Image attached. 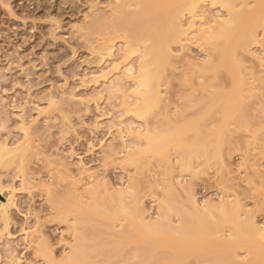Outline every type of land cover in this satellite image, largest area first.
Listing matches in <instances>:
<instances>
[{"label": "rangeland", "instance_id": "obj_1", "mask_svg": "<svg viewBox=\"0 0 264 264\" xmlns=\"http://www.w3.org/2000/svg\"><path fill=\"white\" fill-rule=\"evenodd\" d=\"M150 1L164 0H0V147L16 149L0 166V200L10 199L8 224L0 218V264H264V240L243 228L264 229V1L228 0L232 11L246 12L238 41L236 33L231 40L237 43L224 49L228 66L219 60L222 40H201L236 15L227 5L200 0L174 22L172 12L185 1L167 3L176 8L163 30L167 8L156 12ZM172 27L179 32L159 67V98L141 116L132 81L111 68L131 66L134 76L142 53L149 58ZM109 70L110 81L120 77L118 90L100 77ZM220 96L232 99L229 118ZM232 109L240 111L235 118ZM168 131L176 139L166 148L149 146L147 138ZM81 208L85 215L75 212ZM218 210L240 215V231Z\"/></svg>", "mask_w": 264, "mask_h": 264}, {"label": "bare ground", "instance_id": "obj_2", "mask_svg": "<svg viewBox=\"0 0 264 264\" xmlns=\"http://www.w3.org/2000/svg\"><path fill=\"white\" fill-rule=\"evenodd\" d=\"M137 1H138V0H137ZM139 1H140V0H139ZM170 1H171V0H169V1L164 0L163 3H162V6H161L160 4H159V6H158V4H157V5L155 4V6H154V5H152V4H153L152 1L149 2V3L152 2V3H151V7L153 6L152 8H155L156 6H158V7H156V12H158L157 9H160L161 7H162L161 10L164 9V8H167V10L165 9V10H163L162 12L159 11L160 14L163 16L162 19L160 18V20H162L163 22L165 21V24L160 23V21L158 22V23H160V25L162 24V26H163V28H164L163 30H165L166 27H167V26H165L166 23H167V22H166V19H167L169 16H171L172 13H173V15H172L173 17H170L171 20H172V18H173V19H174V18H175V19L180 18L182 15H181L180 17H178V13L182 12L183 10H188V12L193 11L192 13H194V9H195L196 7L198 8V6H197V2H200V0H182L181 2H183V1H185V2L182 3V5H181V4L178 5V4L176 3V1H179V0H175V1L172 0L171 2H170ZM214 1H215V3H219L220 5H222V3L224 4V6L227 5L226 7L223 6L225 9L228 8L227 10H231V11H232V9H233V7H231V6L234 5V4H231V6H230V3H227L228 0H223L224 2H223L222 0H221L222 2H221L220 0H211V3H214ZM219 1H220L221 3H220ZM259 1H260V0H259ZM263 1H264V0H263ZM181 2H180V3H181ZM260 2H261V4H262V1H260ZM144 3H145V2H144ZM146 3H147V2H146ZM167 3H168V4L171 3V4H170L171 6H172L173 3H176V5H178V6H176L177 8H176V7H174V9L171 8V9H173L172 11H174L175 8H176V10L178 9V10H177V14H176V12H175V14H174V12H172L171 9H169L170 6H167V5H168ZM226 3H227V4H226ZM263 3H264V2H263ZM139 5L142 7V6H145L146 4H144V5L139 4ZM163 5H164L165 7H164ZM198 5H199V4H198ZM259 5H260V4H259ZM121 6H123V5H121ZM140 6H139V9H140ZM160 6H161V7H160ZM228 6H229V7H228ZM261 6H262V5H261ZM261 6H259V7L261 8ZM145 7H146V6H145ZM168 7H169V8H168ZM259 7H257V8H259ZM119 8H121V7H119ZM123 8H124V7H123ZM152 8H150V9H152ZM231 8H232V9H231ZM253 8H254V7H253ZM139 9H138V8L136 9V10H137V11L135 12L136 14L138 13V10H139ZM147 9H148V6H147ZM168 9H169V10H168ZM142 10H144V7H143ZM148 10H149V9H148ZM234 10H235V9H234ZM241 10H242V9H241ZM241 10L238 9V10L232 11V12H233V13L231 12L232 14H234V15H235V14H236V15L238 14V15H237V16L235 15V16H233V18L229 19V22H230V23H229V22H226V21H228V19H227V20H223L225 24H224V23H223V25L220 24V25H219L220 27H217L218 30H216V29H217V28H216L215 31L212 32L213 34L211 33L213 36H210L209 33H204V31H203L202 33H204V36L207 35L208 37H207V36H206V37L209 38V39H207L206 37H205V38L202 37L203 34L200 33L201 36H200L199 38L201 39V37H202L201 40H203V41L205 40V41H207V42H209V43L212 42L211 39H213V42H214V43L216 42V40H217V41H221V40H222L221 43L224 44V45H223L224 47H223V48L220 47V46H218V47H220V48H219L220 50L223 49V50H222V51H223L222 53H224V54L221 53V54H222L221 56L224 55V56H223V59H224V57H225L226 59H227V57H228L227 55H225V53H226V51H228V49L224 52V49H226V48H230V47H229V44H228V41L231 43V42H232L231 40L233 39L232 37H234L235 33H236V36H235V37H237V35H238L239 30H238V32H236V31H235V30H236L235 28H238V27H236V25H240V23H241V21H242V20L239 18V16L242 17L243 14L245 15V13H246V12H244L243 10H242L243 13H241V15L239 14L240 12H236V11H241ZM248 10H249V9H248ZM250 10H251V9H250ZM253 10H254V9H253ZM145 11H146V8H145ZM145 11H143V13H144ZM166 11H168V13H167ZM169 11H170V12H169ZM139 12H142V11L140 10ZM165 12H166V13H165ZM171 12H172V13H171ZM183 12H184V11H183ZM227 12H228V11H227ZM229 12H230V11H229ZM234 12H235V13H234ZM133 13H134V12H133ZM145 13H146V12H145ZM196 13H197V12H196ZM196 13H195V14H196ZM136 14H135V15L132 14V15L136 16ZM138 14L141 15V16H143L142 13H141V14L138 13ZM157 14H158V13H157ZM163 14H165V15H163ZM180 14H181V13H180ZM190 14H191V13H190ZM195 14H194V15H195ZM132 15H130V16H132ZM161 15L158 16V17H161ZM175 15H176V16H175ZM194 15L192 14L193 17H194ZM196 15H197V14H196ZM198 15H199V14H198ZM126 16H128V15H126ZM134 16H132V17H134ZM230 16H231V15H230ZM230 16H229V17H230ZM246 16H247V15H246ZM138 17H139V16H138ZM164 17H165V18L167 17V18L165 19ZM193 17H192V18H193ZM196 17H197V16H196ZM235 17H238V19H237V18L235 19ZM99 18H100V17L97 18V21H98V22L100 21V19H101L102 17H101L100 19H99ZM124 18H125V17H124ZM127 18H129V17H127ZM139 18H140V17H139ZM155 18H156V17H155ZM131 19H133V18H131ZM134 19H135V18H134ZM150 19H151V18H150ZM232 19H233V20H232ZM243 19H244V17H243ZM129 20H130V18H129ZM129 20H126L125 22L128 21V23H129V22L131 21V20H130V21H129ZM148 20H149V19H148ZM192 20H193V19H192ZM192 20H191V21H192ZM230 20L232 21V23H231ZM234 20H235L236 22H235ZM95 21H96V20H95ZM95 21H94V22H95ZM146 21H147V19H146ZM157 21H158V18H157ZM172 21H174V20H172ZM176 21H177V20H175L174 22H176ZM253 21H255V20H253ZM91 22H92V21H90V23H91ZM233 22H234V23H233ZM239 22H240V23H239ZM96 23H97V22H96ZM152 23H153V22H152ZM158 23H155V24H158ZM98 24H102V23H98ZM146 24H147V23H146ZM148 24H149V21H148ZM155 24L153 23L152 25H155ZM170 24H171V23H170ZM193 24H194V23H193ZM92 25H94V24H92ZM130 25H131V24H130ZM160 25H159V26H160ZM172 25L174 26L175 24H171V26H172ZM176 25H177V24H176ZM128 26H129V25H128ZM169 26H170V25H169ZM177 26H179V25H177ZM190 26H191V25H190ZM243 26H244V25H243ZM124 27H125V26H124ZM146 27H147V26H146ZM149 27L151 28V26H149ZM181 27H182V26H181ZM255 27H256V26H254L253 28L255 29ZM89 28H90V27H89ZM125 28H127V27H125ZM143 28H144V27H143ZM153 28L157 29V28H156V25H155V27H152V29H153ZM169 28H170V27H169ZM169 28H168V30H166V32H165V36H166L165 39H166V41H165L164 39H163L164 41H163V40H162V41H159V42H164V43H160V44H159V43H157V42H153L154 45H152V48H150V49H151V52L149 51V52H150V56H149V58H147L149 53L146 55V57H144V55H143V53H142V58H141L142 60L140 59L141 61H139L140 63H139V65L137 66V72L135 73L134 76L130 75V74L133 72L131 66H128L127 68L124 67V66L127 65V64H124V65L122 66V67H124V68L122 69V71H121V70L119 71V69H121V67H119V64H118V63H117L118 65H116V64L114 65V64H113L114 67L111 68L112 70H113V69L116 70V71H117L116 73H118L119 76L121 75L120 77L124 76L126 79L132 81V84H133V86L135 87V90H134V96H135L136 102L139 101V102H138L139 105H140V103H141V108L137 110V112L141 113V114H140L141 116H143V115L147 112V110L150 109L149 107H152V106L155 104V102L157 103V100H158V98H159V97H158V90H157V85H158V82L160 81V80L158 81V78H160V76H157V74L160 75V74H159V71H161V70H159V69H161V68H159V67H160V65H162V64L164 63V60H166L167 57L170 56V53H169V56H168L167 49H166V48H167V46H166L167 42H168V45H169V41L173 42L174 39H175L174 36L179 32V29H178V31H177V30H173L174 27H172V29H171L172 32H171V30H170ZM240 28H241V27H240ZM240 28H239V29H240ZM253 28H252V30L250 29L251 32L248 31V29L246 30V28H244L245 31H248V33H249V35H248V34H244V37H245V35H248V37L250 38V34H251V33L253 34L254 31H255V30H253ZM91 29H93V28H91ZM152 29H151V31H152ZM161 29H162V27L160 28V31L162 32ZM95 30H96V29H95ZM140 30H141V29H140ZM140 30H139V33H141V32L143 31V30H142V31L140 32ZM240 30H242V29H240ZM90 31H91V30H90ZM125 31H127V30H125ZM129 31L135 33L134 30H131L130 26H129ZM154 31H158V30H154ZM173 31H174V32L177 31V32L174 33ZM184 31H185V30H184ZM184 31H182V29H181L180 32H184ZM245 31H244V32H245ZM127 32H128V31H127ZM136 32H138V31H136ZM147 32H148V31H147ZM147 32H146V33H147ZM152 32H153V31H152ZM152 32H151V33H152ZM161 32H160V34H158V35L161 36V35L163 34V32H162V33H161ZM146 33H145V35H146ZM153 33L155 34V32H153ZM157 33H158V32H157ZM157 33H156V35H157ZM214 33H215V34H214ZM148 34H149V33H147L146 36H145V35H143V36H145V37H149ZM128 35H129V33H128ZM133 35H134V34H133ZM239 35H240V32H239ZM239 35H238V36H239ZM131 36H132V34H130V36H129L130 38H129L128 36H127V38H128V39H131ZM143 36H142V34H141L140 37H143ZM150 36H151V34H150ZM214 36H215L216 38H215ZM252 36L255 37L254 34H253ZM134 37H135V35H134ZM161 37H163V35H162ZM211 37H214V38H211ZM242 37H243V36H242ZM244 37H243V38H244ZM248 37H247V38H248ZM150 38H151V37H150ZM163 38H164V37H163ZM167 38H168V40H167ZM176 38H177V37H176ZM217 38H218L219 40H218ZM243 38H241V39H242V40H241L242 42H243ZM251 38H252V37H251ZM214 39H216V40L214 41ZM237 39H238V37L236 38V40H237ZM239 39H240V38H239ZM131 40L134 41L135 39L133 40V37H132ZM172 40H173V41H172ZM248 40H250V39H248ZM105 41H106V40H105ZM128 41H129V40H128ZM132 41H130V42H132ZM233 41H234V40H233ZM237 41H238V40H237ZM237 41H234V42L237 43ZM241 41H239V42H238L239 44H237V45H235V46L238 47L239 45H241ZM245 41H246V40H245ZM250 41H251V40H250ZM234 42H232V43H234ZM102 43H103V41H102ZM109 43H111V42H109ZM156 43H157V44H156ZM176 43H177V42H176ZM244 43H245V42H244ZM107 44H108V43H107ZM128 44H129V43H128ZM225 44H226L228 47H227ZM101 45H102V44H101ZM130 45H131V44H130ZM233 45H234V44H233ZM244 45H245V44H244ZM128 46H129V45H128ZM213 46H215V45L213 44ZM221 46H222V45H221ZM225 46H226V47H225ZM231 46H232V45H231ZM108 47H109V46H107V48H108ZM111 47H112V46H111ZM216 47H217V46H216ZM232 47H233V46H232ZM239 47H240V46H239ZM107 48L105 47V49L103 48V50L105 51V50H107ZM168 48H169V47H168ZM240 48H241V47H240ZM108 49H109V54H110V52H111L110 49H111V48L109 47ZM126 49H127V48H126ZM129 49H130V48H129ZM230 49H231V48H230ZM233 49H234V48H233ZM243 49L245 50L246 48L243 47ZM130 50H131V49H130ZM130 50H128V51H130ZM231 50H232V49H231ZM105 52H108V51H105ZM132 52H133V50H131V52H127L125 56H126V57H129V56H127V55H129V53L131 54ZM169 52H170V50H169ZM234 52H235V51H234ZM146 53H147V49H146ZM146 53H145V54H146ZM107 54H108V53H107ZM111 54H112V53H111ZM227 54H228V53H227ZM219 55H220V54H219ZM231 55H233V54H231ZM108 56H109V55H108ZM110 56H111V55H110ZM123 56H124V55H123ZM226 56H227V57H226ZM126 57H125V58H126ZM122 58H123V57H122ZM125 58H124V59H125ZM144 58H145V59H144ZM170 58H171V57H170ZM219 58H220V57H219ZM221 58H222V57H221ZM168 59H169V58H168ZM223 59H219V60H221V62L224 61L223 63H224V64L226 63L225 65L228 66V62H229L230 57H229V59H227V62H226V59H224V60H223ZM231 59H232V58H231ZM125 60H126V59H125ZM125 60H123V61H125ZM121 61H122V60H121ZM121 61H120V62H121ZM169 62H170V61H169ZM167 64H168V63H167ZM221 64H222V63L219 64L220 67H221ZM224 64H222V67L224 66ZM113 65H112V66H113ZM231 65H232V61H231V63H230L229 66H231ZM226 66H225V68H226ZM161 67H163V65H162ZM210 67H211V65L208 66V68H210ZM212 67H213V66H212ZM231 68H232V66H231ZM231 68H230V69H231ZM210 69H211V68H210ZM213 69L216 70L215 68H212L211 71H212ZM221 69L225 70L224 68H221ZM235 69H236V67H235ZM112 70H109L108 72H107V71H106V72L104 71L105 73H104V72H103V73H100V74H101L100 77H101V79L103 80V82H105V83H108V82H109L108 85H109L110 82H111V84H110L111 86H112V85H115V86H116V85L118 84V80H120V79H119L120 77H118L117 82L115 81V83H114V82H113L114 77L112 76V77H113V80L110 81V79H111V78L109 79L110 74H111L110 71L112 72ZM219 70H220V69H219ZM226 70H228V69L226 68ZM120 72H122V73H120ZM122 74H123V75H122ZM115 77H116V75H115ZM97 79H99V76H98ZM94 81H95V80H94ZM112 83H113V84H112ZM105 86H106V85H105ZM115 86H114V87H113V86H112V87H108V89L110 88V90H111V88H117V90H118V85H117L116 87H115ZM119 86H121V85H119ZM105 88H106V87H105ZM119 88H120V87H119ZM113 91H114V90H113ZM115 91H116V90H115ZM108 92H109V91H108ZM109 93H110V92H109ZM227 94H228V93H227ZM227 94H225V95H221V96H223V97L225 96V98H226V97H227ZM237 94H238V93H237ZM216 95H217V94H216ZM216 95H215V96H216ZM215 96H213V97H215ZM217 96H219V95H217ZM221 96H220V97H221ZM229 96H230L231 98L234 99L233 94H232V96H231V95H229ZM229 96H228L227 99H223V97H221V98L223 99L222 101H225V100H226L225 103H223L224 106L222 105V113L225 112L226 114L223 113V114H222V115H223L222 117H224L225 115H227V114L229 113V111H230V110H226V108H227V109H231V108H232V107H229V105H228V104L232 103V101H231L232 99H231ZM213 97H211L210 99L212 100ZM236 97H237V96H236ZM221 98H219V99L221 100ZM210 99H209V100H210ZM214 99H215V98H214ZM214 99H213V101H211V104H210V105H212V104H214V103L216 102V101H214ZM217 99H218V97H217ZM228 99H230V100H228ZM237 99H238V98H237ZM215 100H216V99H215ZM234 101H236V100L234 99ZM238 101H239V99H238ZM213 102H214V103H213ZM226 102H228V103H226ZM229 102H230V103H229ZM138 103H137V104H138ZM135 104H136V103H135ZM226 104H227V105H226ZM235 104L237 105V102L234 103V106H235ZM239 104L241 105L242 103H239ZM232 105H233V104H232ZM135 106H136V105H135ZM234 106H233V107H234ZM238 106H239V105H238ZM238 106H237V108L235 107L234 110H235V109H238ZM136 107H137V106H136ZM136 107H135V108H136ZM228 107H229V108H228ZM146 109H147V110H146ZM223 109H225V110H223ZM240 109H241V106H240ZM135 110H136V109H135ZM145 110H146V111H145ZM238 110H239V109H238ZM238 110H236V111L239 113L240 111H238ZM132 111H133V109H132ZM143 111H145V113H144ZM236 111H235V112H236ZM130 112H131V111H130ZM231 112H232L231 115L233 114V116H234V118H235V115H234L235 112L233 111V109L231 110ZM133 113L135 114V112H133ZM238 113H237V114H238ZM142 114H143V115H142ZM224 114H225V115H224ZM228 116H230V115L228 114L227 117H228ZM136 117H137V116H136ZM139 117H140V116H139ZM227 117H224V119L227 118ZM231 117H232V116H231ZM231 117H230V118H231ZM228 118H229V117H228ZM232 118H233V117H232ZM236 118H237V117H236ZM186 126H187V125H186ZM188 127H189V126H188ZM221 128H222V127H221ZM221 128H220V129H221ZM128 129H129V127H128ZM220 129H219V131H220ZM175 130H176V129H175ZM183 130H184V129H183ZM185 130H186V129H185ZM188 130H189V129H188ZM191 130H192V129H191ZM212 130H213V129H212ZM222 130H224V129H222ZM222 130H221V131H222ZM170 131H171V130H170ZM172 131H173V130H172ZM172 131H171V132H172ZM181 131H182V130H181ZM186 131H187V130H186ZM208 131H209V130H208ZM217 131H218V130H217ZM217 131H216L215 133H217ZM221 131H220V134H221L220 136L222 137L223 135H222ZM178 132H179V131H178ZM178 132H177V133H178ZM211 132H212V131H211ZM222 132H223V131H222ZM225 132H226V130H225ZM166 133H167V132H166ZM168 133H169V131H168ZM168 133H167V137H166L165 135H164V136L162 135V137H161V134H162V133H159V136H157V135L155 134L158 138H157L156 136H152V137L147 138L146 140H148V144H149V146L154 147L153 149H156V148L159 149V148H160V149H159V151H160L161 149H163L165 146L168 145L167 142H169L170 140H171V141H174V140L176 139V138L174 139V136H170V133H169V134H168ZM208 133H209V132H208ZM171 134H172V133H171ZM212 134H213V133H212ZM149 135H150V134H149ZM168 135H169V136H168ZM202 135H204V134H202ZM206 135H207V134H206ZM206 135H205L204 137H205V138H208L209 136L206 137ZM210 135H211V134H210ZM215 135L217 136V135H219V134L217 133V134H215ZM215 135H212V139H213V140H214V136H215ZM224 135H226V134L224 133ZM150 136H151V135H150ZM175 136H177V135L175 134ZM147 137H148V136H147ZM159 137L162 138L163 141H164V144H163V146H161V147H158V146H160V143H159V142L162 141V139L159 140ZM181 137H182V136H181ZM221 137H216V138H215V140H217V143H218V138H219V142H220ZM172 138H173V139H172ZM209 138H210V137H209ZM223 138H224V136H223ZM180 139H181V138H180ZM156 140H157V142H156ZM213 140H212V141H213ZM163 141H162V142H163ZM171 141H170V142H171ZM177 141H178V140H177ZM179 141H180V140H179ZM179 141H178V142H179ZM194 141H195V140H194ZM202 141H204L203 138L200 139V140H196V143H198V142H202ZM205 141L208 142L207 140H205ZM206 142H205V143H206ZM165 143H167V145H165ZM217 143H216V144H217ZM2 144H3V145H1V147H0V166H1L2 162L4 161V158H5L6 156H9V157H7V158L12 157V156H10V155L14 154V152H15V150H16L14 147H13V148H8L7 145H6L5 143H2ZM201 144H202V143H200V145H201ZM122 145H123V144H122ZM161 145H162V143H161ZM179 145H180L179 143H178V145H176L177 148H179V147H178ZM205 145H206V144H205ZM205 145H204V146H205ZM213 145H214V142H213ZM218 145H219V144H217L216 148L219 147ZM149 146L147 145V147H149ZM186 146H187V145H186ZM197 146H199V145L197 144ZM204 146L202 147L203 150H204L205 147H206V146H205V147H204ZM151 147H150L149 150H152V152L155 151L154 153H156L157 151H156V150L153 151V149H151ZM162 147H163V148H162ZM182 147H183V146H182ZM200 147H201V146H199V149H198V150H199V152H200L201 155H202V152H201V148H200ZM165 148H166V147H165ZM184 148H186V147H184ZM197 148H198V147H197ZM197 148H196V149H197ZM206 148H207V147H206ZM180 149H181V148H180ZM190 149H192V151L195 150V149L192 148V147H191ZM214 149H215V148H214ZM217 149H218V148H217ZM217 149H216V150H217ZM198 150H196V152H198ZM184 151H186V150L184 149ZM187 151H188V148H187ZM187 151H186V152H187ZM192 151H191L190 153H192ZM186 152H184V153H186ZM196 152H195V155H196ZM199 152H198V153H199ZM204 152H205L204 154H206V152L208 153L207 149H206ZM120 153H121V152H120ZM200 153H199V154H200ZM152 154H153V153H152ZM187 154H188V153H187ZM15 155H16V154H15ZM15 155H13V156H15ZM197 155H198V154H197ZM12 158H13V157H12ZM12 158H11V159H12ZM18 158H19V157H18ZM18 158H17V159H18ZM11 159H9V160H11ZM11 161H12V160H11ZM7 162H8V161H7ZM3 163H4V162H3ZM81 163H82V162H81ZM2 165H3V164H2ZM5 165H7V164H5ZM80 165H81V164H80ZM88 178H89V177H88ZM1 193H2V189L0 188V194H1ZM120 194H122V193H120ZM122 195H123V194H122ZM122 195H121V196H122ZM2 196H3V195H1V197H2ZM118 196H120V195H118ZM122 197H123V196H122ZM117 199H118V202H119V200H121V201L123 200V199L120 198V197H117ZM9 201H10L9 198H7V199L5 198V200H0V218H1L2 220H4L5 225H6V223L8 222V219L10 220L9 215H8V211H7V209H8V205H9ZM116 202H117V200H116ZM122 202H123V201H122ZM74 204H75V203H74ZM117 204H118V203H117ZM115 205H116V204H115ZM117 206H120L119 209H120V211H122L121 213H124L126 216L128 215L129 217H131V216H130L131 214H130V211H129L130 208L126 207V208H127V209H126V208L123 206V204H122L123 208H121V207H122L121 204H120V205H119V204L116 205V207H117ZM193 206L195 207V205H193ZM75 207H76V206H75ZM78 207H79V206H78ZM78 207H77V208H78ZM116 207H115V208H116ZM79 208H80V207H79ZM117 208H118V207H117ZM117 208H116V210H117ZM81 209H82L83 211H82V210L79 211L78 209H76V210H78L79 212L76 211V210H75V212H77V213H79V214H81V215H82V214L85 215V214H86V213H85V209H83V208H81ZM93 209H94V208H93ZM95 209H96V208H95ZM95 209H94V210H95ZM98 209H100V208H98ZM98 209H96V210H97V212L95 213L96 215H97V213L99 212ZM119 209H118V210H119ZM219 209H220V207H219ZM221 209H223V208L221 207ZM221 209H220V210H221ZM96 210H95V211H96ZM104 210H105V209H104ZM104 210H103V211H104ZM220 210H218V212H219V214L222 215V218H223V215H224V218H226V220H228L227 223L230 222V223H231V224L229 223L230 225H232V224H233V225H236V228H237V229L234 228L233 225H232V227L234 228V230H236V232L240 231V230H238V229H239V226H242V225H243V223H242V225H240L241 222H242V221H241L242 219L239 220V218H238L240 215L238 216L237 213L235 214V212H233V213H234L233 215H229L230 213H228V214H227L228 216H227L226 214H223ZM224 210H225V209H224ZM224 210H223V211H224ZM228 210H229V209H228ZM103 211L101 210V212L98 213L99 215H100L101 213L104 214V215L101 214V215H102L101 217H103V216L105 217V214H107V211H106V213H104ZM113 211H114V210H113ZM120 211H119V212H120ZM125 211H126V212H125ZM127 211H128V213H127ZM131 211H132V210H131ZM82 212H83V213H82ZM86 212H87V210H86ZM90 212H92V209H90ZM191 212H192V211H191ZM220 212H221V213H220ZM230 212H231V211H230ZM116 213H118V212L115 211V215H113V216H116V215H117ZM131 213H132V212H131ZM134 213H135V212H134ZM195 213H197V211H195ZM88 214H90V213H88ZM93 214H94V212H93ZM189 214H191V213H189ZM199 214H200V213H199ZM231 214H232V213H231ZM111 215H112V214H111ZM191 215H192V214H191ZM197 215H198V214H197ZM225 215H226V216H225ZM235 215H236V217H235ZM187 216H188V215H187ZM200 216L202 217V215H200ZM200 216H199V219H200ZM106 217L108 218V217H110V216H108V214H107ZM106 217H105V218H106ZM111 217H112V216H111ZM136 217H137V216H136ZM188 217H189V216H188ZM218 217H219V215H218ZM220 217H221V216H220ZM107 218H106V219H107ZM124 218H125V217H124ZM222 218H221V219H222ZM125 219H126V218H125ZM187 219H188V218H187ZM189 219H191V218H189ZM195 219H196V218H193V220H195ZM196 220H198V218H197ZM196 220H195V221H196ZM226 220H225L224 223H222V222H221V223H222V224H227V223H226ZM127 221H128V220H127ZM239 221H240V222H239ZM245 221H246V220H245ZM249 221H250V220H249ZM190 222H191V221H190ZM193 222H194V221H192L191 224H192ZM182 223H183V222H182ZM213 223H214V222H213ZM238 223H239V224H238ZM7 224H8V223H7ZM205 224H206V223H205ZM229 224H228V225H229ZM250 224H251V223H250ZM250 224H249V225H250ZM142 225H143V224H142ZM146 225H147V223H146ZM150 225H151V224H150ZM194 225H195V223H194ZM251 225H252V224H251ZM251 225L249 226V228H246L247 224L245 225V227H243V228L245 229L244 233H245V232H248V233H249V232H251V231L253 230L251 234H254L253 232H256V237H257L258 239H260V240H261V239L264 240V229H260V228L258 229L257 227H254L255 225H254V226L252 225V226H253V227H252L253 229H252V228H251ZM157 226H158V225H157ZM205 226H206V225H205ZM144 227H145V226H144ZM147 227H149V225H147L146 228H147ZM192 227H193V226H192ZM211 227H212V226H211ZM135 228H136V227H135ZM158 228H159V227H158ZM168 228H169V227H168ZM170 228H171V227H170ZM193 228H194V227H193ZM204 228H205V227H204ZM208 228H209V227H208ZM214 228H215V227H214ZM214 228L212 227L211 229L214 230ZM233 228H232V229H233ZM129 229H130V228H129ZM139 229H141V228H138V230H139ZM240 229H241V231L243 232L244 229H242V228H240ZM246 229H247V230L249 229V231H246ZM143 230H144V229H143ZM209 230H210V228H209ZM212 230H210V231L212 232ZM234 230H233V231H234ZM237 230H238V231H237ZM132 231H133V229H132V230L130 229L129 233L132 232ZM135 231H137V230H135ZM205 231H206V230H205ZM137 232H138V231H137ZM137 232H135V233L137 234ZM147 232H148V231H147ZM193 232H194V231H192V233H193ZM207 232H208V231H206V233H207ZM211 232H210V233H211ZM242 232H239V233H241V234H240L241 236H242ZM26 233H27V232H26ZM135 233H133V234H135ZM140 233H141V230H140ZM143 233H144V231H143ZM233 233H235V232H233ZM239 233H237L236 236H238ZM145 234H146V233H145ZM207 234L210 235L209 233H207ZM213 234H214V232L212 233V235H213ZM245 234H247V233H245ZM143 235H144V234H143ZM234 235H235V234H234ZM234 235H233V236H234ZM240 235H239V236H240ZM133 236H134V235H133ZM133 236H132V237H133ZM135 236H136V235H135ZM135 236L133 237V239H135ZM140 236H142V235H140ZM157 236H158V235H157ZM199 236H201V232L199 233ZM236 236H234V237H236ZM239 236H238V238H236L237 240L240 238ZM254 236H255V235H254ZM138 237H139V235L136 236V238H137L136 241H139L138 239H140V238H138ZM207 237H209V236H207ZM207 237H204V240H205V238L208 239ZM211 237H212V236H211ZM211 237H210V239H211ZM244 237H246V236L244 235ZM129 238H130V237H129ZM202 238H203V236H202L200 239H202ZM140 240H141V239H140ZM222 240H223V239H222ZM242 240H243V239H242ZM136 241H135V242H136ZM156 242H157V241H156ZM148 250H150V249H148ZM77 251H78V250H77ZM77 251H76V253H77ZM80 251H81V250H80ZM81 252H82V251H81ZM151 252H152V251H151ZM76 253H75V257L78 256V258H79V256H80L81 254L78 252L80 255H76ZM146 253H147V251H146ZM150 254H151L152 257H153V253H149V254H147V255L151 256ZM71 255H74V253H72ZM48 256H49V255H48ZM145 256H146V254H145ZM145 256H144V257H145ZM75 257H74V258H75ZM69 258H71V257H69ZM75 259H76V258H75ZM146 259H148V256L146 257ZM143 261H144V260H143ZM144 262H145V263H143V264H146V261H144ZM70 263H71V262H70Z\"/></svg>", "mask_w": 264, "mask_h": 264}]
</instances>
